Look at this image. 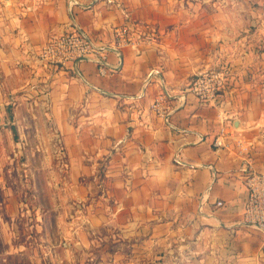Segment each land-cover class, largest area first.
Here are the masks:
<instances>
[{
  "label": "crops",
  "instance_id": "0c3cea01",
  "mask_svg": "<svg viewBox=\"0 0 264 264\" xmlns=\"http://www.w3.org/2000/svg\"><path fill=\"white\" fill-rule=\"evenodd\" d=\"M213 1L0 0V112L11 110L18 136L23 119L61 146L51 210L76 248L117 264H264V232L243 220L246 177L264 175V25L243 29ZM136 24L159 43L109 51L107 76L88 61L37 63L71 27L109 43ZM223 68L232 76L216 105L186 94L196 75ZM166 91L169 123L151 110Z\"/></svg>",
  "mask_w": 264,
  "mask_h": 264
},
{
  "label": "rangeland",
  "instance_id": "374dc122",
  "mask_svg": "<svg viewBox=\"0 0 264 264\" xmlns=\"http://www.w3.org/2000/svg\"><path fill=\"white\" fill-rule=\"evenodd\" d=\"M213 2L232 10L243 29L264 25V0ZM12 120L8 110L0 112V264H117L118 258L102 255V248L78 249L76 241L60 236L48 182L55 164L65 163L61 146L40 140V132L23 119L15 140ZM155 263L147 257L143 264Z\"/></svg>",
  "mask_w": 264,
  "mask_h": 264
},
{
  "label": "built area",
  "instance_id": "2783aa9c",
  "mask_svg": "<svg viewBox=\"0 0 264 264\" xmlns=\"http://www.w3.org/2000/svg\"><path fill=\"white\" fill-rule=\"evenodd\" d=\"M159 40L158 30L148 25L116 27L109 43L88 39L76 28L71 27L65 33L52 35L48 39L37 55V63L48 70L68 68L73 64L88 61L97 65L100 75L107 76L111 73L107 63L109 51L121 54L127 47L139 49L144 44L159 43ZM231 76L230 68L201 72L196 75L186 94L195 97L205 105L214 106L218 103L220 94L226 88ZM187 95L180 97L182 103L185 102ZM172 100L173 97L166 91L160 93L151 104V110L166 123H169L173 113ZM226 138V129L222 128L214 139L213 146L218 150L225 148ZM245 186L248 197L244 207V224L264 232V175L248 174ZM217 206L221 207L223 203L218 202Z\"/></svg>",
  "mask_w": 264,
  "mask_h": 264
},
{
  "label": "trees",
  "instance_id": "16d2710c",
  "mask_svg": "<svg viewBox=\"0 0 264 264\" xmlns=\"http://www.w3.org/2000/svg\"><path fill=\"white\" fill-rule=\"evenodd\" d=\"M8 111H9V113H10L11 118L13 119V115H12L11 110H8ZM11 130H12V132H13V134H14V139L17 140V139L19 138V136H18V132H17V128H16L15 126H12V127H11Z\"/></svg>",
  "mask_w": 264,
  "mask_h": 264
}]
</instances>
